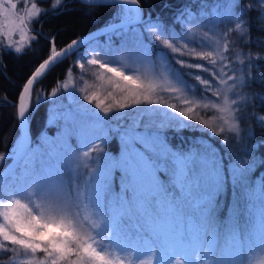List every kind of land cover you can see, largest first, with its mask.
<instances>
[{
	"label": "snow or ice",
	"instance_id": "6c2138e0",
	"mask_svg": "<svg viewBox=\"0 0 264 264\" xmlns=\"http://www.w3.org/2000/svg\"><path fill=\"white\" fill-rule=\"evenodd\" d=\"M81 2L121 5L119 23L107 22L101 31L108 36L107 46H89L77 60L81 79L86 67L94 66L100 70L96 79L111 90L101 98L69 78L62 85L69 102L58 106L54 102L48 121L56 125L55 138L34 150L25 140L11 152H0V163L14 160L0 176V251L15 254L19 264H245L243 249L255 235L264 252V181L246 189L249 228L241 231L235 220L240 208L234 206L233 223L221 242L214 208L224 181L215 153L171 150L166 138L168 131L195 128L189 122L197 121L200 108H210L219 115L199 119L200 125L213 129L212 135L227 129L242 139L239 121L250 100L242 89L255 79L252 60L261 57L250 53L244 57L234 47L237 41L246 43L250 38L249 21L236 12L239 0H218L212 18L203 23H193L195 15L185 6L170 26L143 19L140 0ZM256 2L258 19L264 22V0ZM21 3L26 5V0ZM58 5L61 0H55L52 8ZM17 9L15 0H0V32L19 30L23 40V30L41 15V9L37 3L26 14ZM199 15L209 14L201 10ZM136 25H143V32ZM82 43L73 39L57 50L53 39L47 58L31 72L19 93L21 129L28 119L34 82ZM7 50L22 51L12 43ZM185 77L196 84H189ZM57 92L53 89L52 96ZM209 93L214 101L208 100ZM176 94L184 97L180 99L184 107L169 102L179 98ZM40 99L38 95L37 102ZM129 111L135 112V118L125 124ZM113 119L121 123L111 124ZM257 120L264 125V115ZM110 136L118 141L116 155L107 151ZM45 156L58 163H47ZM81 167L87 170L83 177ZM252 169V163L233 165V181L245 182ZM116 171L120 173L118 191L113 188Z\"/></svg>",
	"mask_w": 264,
	"mask_h": 264
},
{
	"label": "trees",
	"instance_id": "16d2710c",
	"mask_svg": "<svg viewBox=\"0 0 264 264\" xmlns=\"http://www.w3.org/2000/svg\"><path fill=\"white\" fill-rule=\"evenodd\" d=\"M199 0H140V6L146 14V18H151L153 22H166L169 26L173 17L177 15L185 6L194 11ZM250 0H240L239 5L244 8V18L250 24V38L242 46L243 53H252L260 50V44L264 41V30L257 20V10L246 9L245 5L251 4ZM40 5L49 8V2H39ZM120 7L116 6H87L79 0H64L57 9H49L34 20L29 29L35 39H32L28 47L20 54L8 51L0 47V152H10L15 143L20 138L17 124V101L22 86L26 83L31 72L47 58L54 39L57 50L65 47L73 39H78L84 35L94 32L109 22ZM145 18V20H146ZM142 25L135 27L140 28ZM113 42L118 43L119 38L113 36ZM108 36L95 39L85 48L80 49L53 69L41 77L31 93V109L29 113V132L32 138L31 149H36L41 145L45 133L46 136L54 137L56 128L47 126V111L49 100L53 89H58L65 80L68 69L78 73L72 63L83 55L84 49L91 47H106ZM251 72L264 73V62L256 61L252 64ZM249 90L255 95L264 96V85L251 80ZM41 100L37 102V96ZM43 98V100H42ZM254 116L264 115V102L257 99L251 102L249 108ZM250 133H244L242 141L245 148L240 150L225 147L216 138L201 133L194 129H186L176 133L168 131L166 134L168 146L171 150L184 153H196L198 155L207 154V151H214L215 159L222 169L224 181L222 191L215 196L214 220L217 231L220 234L221 242L226 235V230L233 223V207H239L240 213L235 220L238 222L241 231L244 232L246 203L248 202L246 189L258 187L264 181V129L258 126L253 119L250 120ZM242 126V124H241ZM255 145V146H254ZM110 154L116 155L119 151L117 140L114 138L108 144ZM255 158L254 169L250 170L245 182L236 183L229 172V165L237 163L239 158L244 156ZM9 163V161H8ZM6 168V166H5ZM17 170V169H15ZM1 173V171H0ZM120 173L116 171L113 178V188L119 190ZM0 256V264H5Z\"/></svg>",
	"mask_w": 264,
	"mask_h": 264
},
{
	"label": "rangeland",
	"instance_id": "374dc122",
	"mask_svg": "<svg viewBox=\"0 0 264 264\" xmlns=\"http://www.w3.org/2000/svg\"><path fill=\"white\" fill-rule=\"evenodd\" d=\"M46 1L49 2V6H50L49 8H47L46 6H42V5L39 4V2H46ZM63 1L64 0H61V5L63 4ZM250 1H252L251 2V5H252V8L253 9L254 8L255 9H258L260 7L259 4H257L256 0H250ZM15 2L18 4L17 11H18L19 14H26L27 9L31 7V4L32 3H37V6L41 9V14H43L47 10L53 9L52 8V5L55 3V0H26V5L24 3H21V0H15ZM217 3H218V0H199L197 2V5H196L194 11H193V13L195 15V20L193 21V23H203V22H207L209 19H211L212 18L211 17L212 8L215 7ZM61 5H58L55 9H57ZM118 7H120V8L118 9V11L115 13V15L113 16V18L109 22H112V21H114L116 23L119 22L118 14L120 12L121 6H118ZM201 10L207 12L209 15L204 16V17H201L199 15ZM236 12L238 14L242 12L243 13V16H244V13H245L244 8H242L240 5L236 8ZM258 16H259V12L257 11L256 18L260 22L261 28H263V30H264V22H261L258 19ZM38 17L34 18V20H36ZM145 18L146 17H144V19ZM147 19L148 18H146V20ZM32 22L29 23V26H30V24ZM29 26H28V28H25L23 30V35H24V39L23 40H21V32L19 30H17L16 32H9V31H7V29H5L3 32H0V47H4V48L7 49V46L9 45V43H12L14 47L15 46H19V47H21L22 50L25 49V48H27L28 45H29V43L33 39V35L31 34V31L29 29ZM220 28L222 29L223 28V25H220ZM140 29L143 32V25L140 27ZM145 35H146V33H145ZM230 39L235 40V37H230ZM244 43H245L244 40H239V41L236 42V44L234 45V47L237 48L242 53V55L244 57H247V55L249 53H243V51H242V46L244 45ZM85 47H83V48H85ZM102 48H104V47H102ZM87 51H88V49H84L83 54L86 53ZM167 51L168 50L165 49V52H167ZM250 54L253 57H256L257 55H259L261 57V59H253L252 60V64L255 63L256 61L264 62V41H263V43L260 44V50H258L256 52H252ZM152 55H153V58L155 59L157 53L156 52H153ZM171 55L172 54L169 53V58H171ZM229 55H233V53L230 52ZM114 59H115V57H114ZM77 60L78 59H76L72 63V66L76 68V70L78 71V73H75L74 74L73 72H69L67 74L65 80L59 85L57 95L55 97L51 96V98L49 100V106H48V111H47V123H46L47 126H54L56 128V125L55 124H49L48 123L49 117L51 115V110L53 109V103L56 102V104L58 106L60 103L68 104V102H69L68 101V97L66 95H64V90H63V87H62V85L69 78H71L73 80V83L74 84H79L80 87L85 88L88 92H92V91L98 92L100 94L101 98H104L106 96V94H107V91L111 90L110 86L107 85L104 81H101V80L96 79V74H98V72L100 70L98 68L94 67V66L88 65L86 67V69L84 70L85 75L83 76V79H81V72H82V70L80 69L79 65L77 64ZM245 62L247 63V60ZM237 67L239 68L240 66L237 65ZM183 71H187V70H183ZM245 72H247V68H245ZM204 75L207 77V74L206 73ZM252 75H253V73H252ZM253 77H255V79L253 81L257 82L258 84L264 85V82H262V79H261V78H264V73H260V72L257 73V72H255V74L253 75ZM185 79L188 81L189 84H196V82L193 79H190L188 77H185ZM250 81H247L246 84H245V86L242 89L243 93L247 94L250 97L249 102L244 107V109H243V111L241 113V118H240V121H239V126L241 128V137L242 138H243V134L244 133H250L251 130H253V128H251V126H250V123H252L250 121L251 119H253V121L258 126H260L261 128L264 129V125H262L261 122H259L257 120V117L258 116H254L250 112V110H249V108L251 106V102L254 99L255 100L257 99L258 102H260V101L261 102H264V99H262V97H264V96L263 95H259V94L253 95L250 92L249 87H248ZM76 94L78 96H82L83 95L79 91H77ZM176 95L179 98L178 99H174V100H170L169 102L177 103L178 107H184L183 105L180 104V99H183L184 97L181 96L180 94H176ZM200 95H201V87L199 85H197V87L195 88V96L197 98H199ZM252 97H254V98H252ZM215 99L216 98L215 97H212L210 93L208 94V100L209 101H214ZM42 100H43V98H42ZM31 106H32V104H31V99H30V109H31ZM198 111H199V115L197 117V121L196 122H189V123H195L196 124V127L193 128V129H189V130L196 129V130L200 131L201 133H206V134L212 136L213 138H216L221 145H223L225 147H231V150H232V148L233 149L236 148L238 150H240L241 147H243V149L245 148V143L242 141V139L241 140H237L235 133L228 132L227 129H226L225 132L222 133V134H220V135H212L211 133H212L213 129H211V128H205L203 125H200L198 123V120L199 119L209 120L214 115L218 116L219 113L215 112L213 109H210V108L209 109L200 108ZM29 113H30V111H29ZM28 117H29V114H28ZM134 118H135V112L134 111H129L125 115L124 123L125 124H128ZM146 119H147V117H146ZM110 123L111 124H119V123H121V121L114 120L113 119V120H110ZM215 123L218 124L219 122L216 121ZM241 124H242V126H241ZM56 132H57V128H56ZM55 136H56V133H55ZM55 136L54 137H49V136H46L45 135L44 138H43V140H42L41 145H43V143H44L45 140L53 139V138H55ZM109 139L111 140V139H113V137L110 136ZM222 140H227V143L226 144L225 143H221ZM71 143L73 144V147L76 146L75 138L72 139ZM117 143H118V141H117ZM108 144L106 146L107 147V150H108ZM19 145H20V138L15 143L14 147H19ZM13 148H11V150ZM11 150H10V152H11ZM42 150H45V149L42 148ZM207 152H209V151H207ZM210 152L214 153L213 150L210 151ZM93 155H96V154L93 153ZM44 159L49 164H56V163H58V161L56 159H54V158L53 159H50L47 156H45ZM11 160L12 159H6L2 163H0V171L1 172L5 169V166L7 167V165L11 162ZM8 161H9V163H8ZM254 161H257V160L254 157L251 158L248 155L247 156H244L242 158H239L237 160V163H234V164L229 165V168H228L229 169V172L231 174V169H232L233 165H235L237 167H243L245 163H252L254 165L255 164ZM60 163H62V162H60ZM254 168L255 167H253V169ZM16 169L17 170H15V171L18 174L20 170L18 168H16ZM220 169H221V167H220ZM221 172H222V169H221ZM81 174H82V177L87 174V170L84 169L83 167H81ZM66 175H70L69 173H67V170H66ZM221 176H222V174H221ZM246 205H247V203H246ZM245 219H246V221H245L244 231L249 228L247 206H246ZM0 256L1 257L6 256L5 259H2V260H4L3 262L5 264H9V261H11V264H19V260L17 259V257L13 253H6V252H3V251H0ZM242 256H243V259L245 261V264H264V252H261L260 245H259V241H258V239L256 238L255 235H253L250 238L249 242L245 245V247L243 249V252H242ZM135 258L138 259L140 257H139V255H137V257H135Z\"/></svg>",
	"mask_w": 264,
	"mask_h": 264
},
{
	"label": "water",
	"instance_id": "95a60500",
	"mask_svg": "<svg viewBox=\"0 0 264 264\" xmlns=\"http://www.w3.org/2000/svg\"><path fill=\"white\" fill-rule=\"evenodd\" d=\"M79 1L81 2V0H79ZM83 4L84 5H87V6H114V7L121 6L118 3L109 4V5H104V4H100V5H88V4H85V3H83ZM141 9H142V7H141ZM145 15L146 14H145L144 10L142 9V18L143 19H144ZM117 23H119V22H117ZM103 30H104V27H102V28H100V29H98V30H96L94 32H91V33H89L87 35H84V36L78 38L79 40L83 41L84 43H82L80 46H78L77 49H73L66 57L60 58V60L54 66H50L49 69H46L45 72L40 77L37 78V81L41 77H43L47 72H49L51 69H53L56 65H58L59 63H61L62 61H64L65 59H67L68 57H70L71 55H73L74 53H76L77 51H79L80 49H82L83 47H85L86 45H88L93 40L98 39V38H101L103 36H106V35H102L101 34V31H103ZM37 81L34 82L32 88L34 87V85L36 84ZM18 103H19V98H18V101H17V107H18ZM17 124H18V129H19V132H20V145H21L22 142H24L26 140V143L31 148L32 138H31V135H30V132H29V120L26 119L24 121L23 128L21 129V126H20V123H19V117L17 115ZM10 165H14V160H11V162L7 165V167L0 173V176L5 175L7 173V170L9 169V166Z\"/></svg>",
	"mask_w": 264,
	"mask_h": 264
}]
</instances>
